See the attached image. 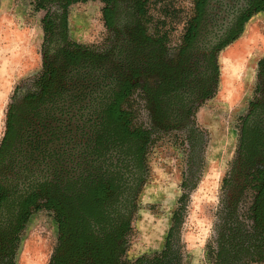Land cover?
Segmentation results:
<instances>
[{
    "label": "flooded vegetation",
    "instance_id": "flooded-vegetation-1",
    "mask_svg": "<svg viewBox=\"0 0 264 264\" xmlns=\"http://www.w3.org/2000/svg\"><path fill=\"white\" fill-rule=\"evenodd\" d=\"M144 2L113 0L114 24L105 28L114 40L99 51L70 42L62 27L64 3H48L59 4V12L42 19L50 26L44 43L55 37L57 45L46 43L31 89L7 109L0 214L57 199L111 219L130 217L153 151L179 146L186 162L197 165L206 144L203 115L220 86L219 55L264 12V0H192L190 17L174 33L148 31L140 15ZM258 62L215 223L225 208L248 211L254 174L264 170V68Z\"/></svg>",
    "mask_w": 264,
    "mask_h": 264
},
{
    "label": "rangeland",
    "instance_id": "rangeland-1",
    "mask_svg": "<svg viewBox=\"0 0 264 264\" xmlns=\"http://www.w3.org/2000/svg\"><path fill=\"white\" fill-rule=\"evenodd\" d=\"M48 3L41 9L38 0H0V138L8 107L15 103L17 95L31 89L32 80L41 71L43 52L49 50L46 43L57 45L55 37L44 43L42 19L47 11L52 15L59 12V4ZM191 4L192 0H151L144 8V24L149 32H179L191 15ZM102 7L99 1L69 5L66 12L70 42L92 51L108 48L114 34L104 26ZM261 58L264 12L254 16L242 37L219 55L220 86L203 115L206 144L197 165L191 167L186 162V152L179 146L167 154L153 151L151 173L130 219L127 259L163 248L172 214L181 195L186 194L181 227L185 264H212L207 247L223 198L225 176L235 157L239 118L247 112L253 97L254 74ZM234 67L242 72L230 75ZM57 237L54 214L45 208L34 211L21 236L15 264H47Z\"/></svg>",
    "mask_w": 264,
    "mask_h": 264
},
{
    "label": "trees",
    "instance_id": "trees-1",
    "mask_svg": "<svg viewBox=\"0 0 264 264\" xmlns=\"http://www.w3.org/2000/svg\"><path fill=\"white\" fill-rule=\"evenodd\" d=\"M39 5L50 0H38ZM101 1L104 26L113 27L110 5L113 0H62V27L67 32V12L69 5ZM141 0H139L140 3ZM140 5V15L145 16L144 8L151 0ZM264 10V5L260 11ZM50 26L43 25L45 34ZM264 68V59L258 62ZM121 99V97H120ZM252 189L255 200L245 213L236 207L219 212L214 225V236L207 247V255L212 264H262L264 263V170L254 174ZM187 195L182 194L178 207L173 212L164 246L156 253L142 255L133 260L126 257L128 234L131 230L130 217L118 216L114 219L93 214L88 205L68 208L57 199L44 206L32 202L19 210L8 209L0 214V264H15L21 236L29 217L40 208L54 214L57 224V244L47 264H185L181 242V227ZM99 216V218H97Z\"/></svg>",
    "mask_w": 264,
    "mask_h": 264
},
{
    "label": "bare ground",
    "instance_id": "bare-ground-1",
    "mask_svg": "<svg viewBox=\"0 0 264 264\" xmlns=\"http://www.w3.org/2000/svg\"><path fill=\"white\" fill-rule=\"evenodd\" d=\"M240 67V66H239ZM241 69L240 68H238V67H234L231 71H230V75L231 74H235L234 72H237V71H240ZM241 72H242V70H241Z\"/></svg>",
    "mask_w": 264,
    "mask_h": 264
}]
</instances>
